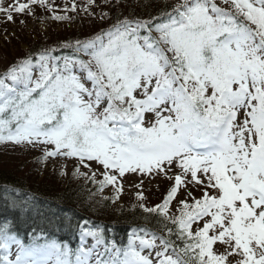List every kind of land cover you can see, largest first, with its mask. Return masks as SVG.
<instances>
[{"label": "snow or ice", "instance_id": "6c2138e0", "mask_svg": "<svg viewBox=\"0 0 264 264\" xmlns=\"http://www.w3.org/2000/svg\"><path fill=\"white\" fill-rule=\"evenodd\" d=\"M33 5L48 6L0 0V16L14 23L16 15L35 14ZM170 7L155 24L118 21L106 43L102 35L77 41L88 60L60 64L47 49L35 65L30 53L9 66L0 76V144L51 146L42 160L73 158L84 168L95 161L104 169L99 190L115 186L113 202L122 185L110 171L166 176L173 183L163 202L139 205L178 226L140 238L141 248H157L160 240L156 264H264V0H180ZM145 114L155 117L148 126ZM173 168L179 171L169 175ZM73 175L96 182L95 171L89 177L76 167ZM189 187L200 196L188 190L190 199L169 216L177 193ZM7 227L0 226V264H49L52 256L55 264H71L65 248L23 245ZM113 249L95 264H154L131 238ZM91 255L81 250L75 264H90Z\"/></svg>", "mask_w": 264, "mask_h": 264}, {"label": "trees", "instance_id": "16d2710c", "mask_svg": "<svg viewBox=\"0 0 264 264\" xmlns=\"http://www.w3.org/2000/svg\"><path fill=\"white\" fill-rule=\"evenodd\" d=\"M173 1L126 0L124 3L128 2V5H126L127 13H123L121 7H119L120 0L115 1L117 4L111 3L110 6H112V9L113 7H116V9L112 10L108 8L112 19L109 21V26H105L97 32L94 31L92 34L81 37L79 34L82 30L86 29L88 25L86 24L87 21L93 23L97 22L99 17L101 19L103 18L97 11L83 13L81 19H75L73 17L72 22L73 24H77V26L72 29V33L68 36L67 42L56 43L51 46L38 42L30 43L28 44L27 50L24 51L18 60L25 58L30 53L33 57L47 49H51L55 53L69 52L72 50L71 48L77 45V41L82 42L86 39L94 40L97 35H102V39L106 43L108 37L105 33L111 30L112 26L117 24L118 21L140 19L152 20L153 24H155L157 21L154 18L163 19L162 13L172 10L170 6L176 4V0ZM96 2L97 0L94 3ZM133 6L136 9L132 8ZM52 8L56 11V14L57 11H65V6L61 4H54ZM132 10L139 12L135 15ZM79 11H82V9L79 8ZM79 11L76 13L75 10L73 14H79ZM66 44L70 45V47H64ZM32 166L33 164L26 167L25 164H20V166L17 165L15 167L7 165L0 167V226L9 224L18 236H25L27 231L39 228L51 231L60 238H67L66 236L71 237L72 232L69 225H72L78 218L83 216L103 221L101 222L103 225L112 229L106 231H110L114 239L118 242L121 240L122 243L125 239V231L135 226L146 227L147 231L159 236L167 235L166 227L173 228L174 232L178 231V226L172 225L169 219L160 215L158 212H145L139 205L131 208L123 205L120 208L114 209L112 205L106 204L104 201L99 204L97 202L96 205L92 204L90 197L96 185L91 190L86 185L87 182L85 184L80 182L76 183L77 181L71 179L72 177L68 178L67 182H57L54 178L55 176L50 181L38 177L32 178L30 177L32 174L30 172ZM166 192H157L159 199L151 201L150 204L142 203L145 207H155L162 203L161 201L164 200ZM180 207L181 205H175L174 209L169 212V216L173 214L178 215ZM170 239L174 240L178 247L183 246V241L177 239L175 235L171 236Z\"/></svg>", "mask_w": 264, "mask_h": 264}, {"label": "rangeland", "instance_id": "374dc122", "mask_svg": "<svg viewBox=\"0 0 264 264\" xmlns=\"http://www.w3.org/2000/svg\"><path fill=\"white\" fill-rule=\"evenodd\" d=\"M115 1L119 0H97L96 3L91 5L88 4V0H47V7H41L39 5H33L34 13L33 15H16L15 22H5L4 18L0 16V76H2L6 69L11 66L15 61H17L24 51L27 50L28 44L30 43H42L47 46L55 45L56 43H63L68 41V36L72 33V29L77 26V24H73V17L75 19H81L83 13L86 12H99L100 16L97 22L90 23L89 21L86 22L87 27L86 29L82 30L79 34L81 37L92 34L94 31H98L100 28H104L105 26H109V21L112 20L111 16L108 12V8L110 9L111 3L117 4ZM126 0H120L119 7L123 13H127L126 5L128 2ZM128 1V0H127ZM165 1H172L173 0H165ZM180 2V0H177ZM73 3L76 5V13H78L79 8L82 11H79V14H73L72 5ZM77 3V4H76ZM176 3V2H175ZM61 4L65 6V11L60 12L56 11L52 8L53 5ZM89 5V6H87ZM133 5V4H132ZM110 6V7H109ZM89 7V8H88ZM87 8V11L84 9ZM118 8V5H117ZM135 8L136 7H132ZM131 8V9H132ZM51 9V10H49ZM112 9V8H111ZM116 7H113L112 10H115ZM111 10V11H112ZM132 12L137 15L139 11ZM56 15H64L68 16L69 19L67 20H55L53 19ZM75 15V16H74ZM24 20L25 23L21 24L20 21ZM85 21V20H84ZM77 38V37H76ZM75 38V39H76ZM9 82V81H6ZM90 86L88 82L87 85ZM140 99H143V95L140 91L135 93ZM87 99V97H85ZM162 115H167V113H162ZM154 114H145V126H148L149 121L154 122ZM238 119H243L242 115H238ZM27 145V146H26ZM42 145V144H41ZM45 146V147H44ZM51 148V146L47 145H28V144H21L16 145L11 142L0 144V167L1 166H20V164H25L29 166L33 164L31 167L30 172L32 173L30 177L32 178H42L46 181H50L52 177L56 179V181L60 182H67L68 178L72 177L77 181L76 183H83L91 188L94 187V182L91 179H85L83 176H74L73 172L76 167H80V172L88 173L89 177H91L90 173L93 171L99 172V168L103 169L101 165L94 162H89L91 164L90 168H84L79 166V162L77 160H73L70 158H58L52 157L48 158L47 160H42L43 151L45 148ZM20 163V164H19ZM104 170V169H103ZM179 169L173 168L172 172H169V175H172L173 172H178ZM64 173V174H62ZM110 174L117 175V182L125 183L122 184V189L126 192L120 194L119 199H116L113 202V198H110L107 192H97V186L95 188V193L91 192L92 195L90 197V201L92 204L96 205L97 202L103 203L104 201L106 204H110L114 207V209L120 208L121 206H127L128 208L134 207L135 205H140L142 202L150 204L151 201H155V199H159V195L157 192L160 191H167L171 187V182L167 179L166 176L163 174L156 175L153 173L152 175H144L140 174L139 172H128L123 177H120L118 173L114 171H110ZM58 175V176H56ZM102 178L96 173V182L99 183ZM165 180V181H164ZM90 181V184H88ZM74 183V182H73ZM119 185V184H118ZM139 185V187H137ZM169 188V189H168ZM168 189V190H167ZM191 190L193 195L196 197L200 196V192L189 187V189L181 188L178 192L182 198L190 199L187 197V191ZM155 192V193H154ZM137 193H142L144 200L140 201L137 198ZM177 193V195H178ZM84 228V235L82 236L83 241V251L92 250V255L90 257V263L95 262L97 258H100L101 249L98 247L97 239L90 235L89 233H97L96 231H90L89 229ZM150 240V239H149ZM137 242V240L135 239ZM157 248H141L139 250L146 256H149L153 261L154 264L158 261V259H162V257L156 256L157 250H162L160 246V242H156ZM140 246V245H139ZM217 249L221 250L222 247L218 244ZM12 251V258L14 259L16 252L18 251L15 246H11ZM56 258L49 259V264H55Z\"/></svg>", "mask_w": 264, "mask_h": 264}]
</instances>
